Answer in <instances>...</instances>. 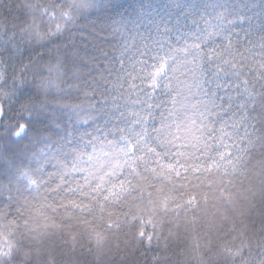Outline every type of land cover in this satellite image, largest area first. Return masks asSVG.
<instances>
[{"label": "snow or ice", "instance_id": "obj_1", "mask_svg": "<svg viewBox=\"0 0 264 264\" xmlns=\"http://www.w3.org/2000/svg\"><path fill=\"white\" fill-rule=\"evenodd\" d=\"M253 154L264 0H0V221L36 241L5 240L0 264H58L39 249L54 218L118 199L138 168L234 175Z\"/></svg>", "mask_w": 264, "mask_h": 264}, {"label": "trees", "instance_id": "obj_2", "mask_svg": "<svg viewBox=\"0 0 264 264\" xmlns=\"http://www.w3.org/2000/svg\"><path fill=\"white\" fill-rule=\"evenodd\" d=\"M137 172L118 199L101 197L85 212L58 214L54 222L60 228L41 237L40 252L58 264H152L153 255L160 264H255L261 257L264 160L256 154L234 175L189 170L161 183L143 168ZM141 230L152 235L151 250L140 244ZM13 233L11 224L0 221V244L36 246Z\"/></svg>", "mask_w": 264, "mask_h": 264}]
</instances>
